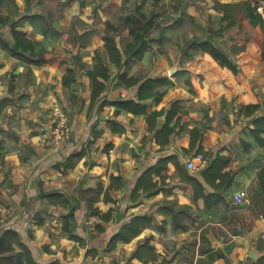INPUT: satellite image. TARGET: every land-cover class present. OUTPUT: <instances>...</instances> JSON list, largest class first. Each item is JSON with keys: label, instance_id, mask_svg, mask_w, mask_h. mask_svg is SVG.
Instances as JSON below:
<instances>
[{"label": "crops", "instance_id": "1", "mask_svg": "<svg viewBox=\"0 0 264 264\" xmlns=\"http://www.w3.org/2000/svg\"><path fill=\"white\" fill-rule=\"evenodd\" d=\"M164 1L165 10L144 12L146 30L134 17L155 0H0V237L11 228L23 243L6 255L28 262L29 248L40 264H264V132H251L264 114V60L232 50L239 27L221 20L229 15L214 0ZM135 30L148 43L142 56L127 52L143 44ZM219 30L216 41L204 35ZM195 36L228 51L239 72L201 49L185 63ZM99 61L109 76L93 98L88 70ZM58 102L71 133L56 145ZM199 153L205 162L190 168ZM217 157L233 177L228 187L204 178ZM243 189L248 200L238 203ZM135 217L139 232L119 238Z\"/></svg>", "mask_w": 264, "mask_h": 264}, {"label": "trees", "instance_id": "2", "mask_svg": "<svg viewBox=\"0 0 264 264\" xmlns=\"http://www.w3.org/2000/svg\"><path fill=\"white\" fill-rule=\"evenodd\" d=\"M217 7L220 6L223 8L228 15H233L234 20L232 23H235L238 25V39L240 42L245 43V47L248 49L246 52L244 51L241 56H243L244 59H255L256 61L264 60V14L259 10L257 5H254L251 0H236V1H222L217 0L216 2ZM238 7L240 12L235 13L234 7ZM143 13L138 12L137 15H135L134 19L137 20L138 24L141 25L144 29H150V19L144 18ZM143 19H146L145 21ZM135 34V37L137 39H140L142 41V45L138 46V43H132L128 45L127 52L130 53V51L135 54L142 56L143 52L147 48V42L142 34L138 30H135L133 32ZM26 36L23 32H17V40L19 44L21 43L23 46L26 43L25 40ZM259 40L263 41L260 42ZM106 45L109 49V52L111 54V57L119 63L117 58L121 55L120 50L116 46L115 39L113 37H106ZM188 48H195V49H201L202 51H206L209 53L213 59L223 67H228L231 69L234 73L239 72V66L238 63H235L231 60L229 55L224 53L222 50L219 49L212 41L210 40H201V41H188L187 42ZM245 53V54H244ZM248 55V57H247ZM250 55V56H249ZM101 61L97 62L93 66L92 69L88 70L89 76L91 77V81L93 84V98H96L101 92L104 90L105 85L104 82L99 78L102 77V79H106L109 76V69L103 64L100 63ZM150 82V80H149ZM148 83V82H147ZM146 87V84L143 85V87ZM260 104L257 103H249L245 107V114L251 115L255 112V110L258 109ZM254 122V128L251 129V132L260 139V135L262 132H264V114L255 116L253 118ZM167 128V134L169 135L172 132V128ZM198 139L199 135L197 137L195 136L191 140V148L198 145ZM202 150L201 145H199L198 152ZM218 159L220 157H217L214 159L213 163L208 166L204 171V178L206 181H208V176H212L211 183H213L216 187L224 188L228 187L233 181V177L230 174V172H222V166H219ZM72 164V163H71ZM212 172L215 173L211 174ZM221 178V181L216 184L215 179ZM261 186L264 190V171L259 176ZM192 182L195 183V186L202 183L196 178L192 177ZM138 220V217H135L131 223L125 225L121 231L118 234L119 238H125L128 239V234L135 235L139 232V228L135 226L136 221ZM135 226V227H134ZM15 243H22L20 241L19 234L14 229H6L1 237H0V264H40L36 259L33 257L32 252L29 248L27 259L28 262L20 261L15 257V255L10 254L6 255L5 253L8 251H12L14 249ZM23 244V243H22Z\"/></svg>", "mask_w": 264, "mask_h": 264}, {"label": "built area", "instance_id": "3", "mask_svg": "<svg viewBox=\"0 0 264 264\" xmlns=\"http://www.w3.org/2000/svg\"><path fill=\"white\" fill-rule=\"evenodd\" d=\"M53 117L54 124L51 129V139L52 142L56 145L61 143L63 140L67 139L71 133V125L69 123V112L65 106V104L58 102L53 106ZM199 159L202 162H205V158L203 154L199 153L194 158H191L188 161V166L192 169H197L200 165L196 162ZM234 199L238 203H244L248 200V192L243 189L235 193ZM2 209L8 211V208L2 206Z\"/></svg>", "mask_w": 264, "mask_h": 264}, {"label": "rangeland", "instance_id": "4", "mask_svg": "<svg viewBox=\"0 0 264 264\" xmlns=\"http://www.w3.org/2000/svg\"><path fill=\"white\" fill-rule=\"evenodd\" d=\"M215 1V6H216V2H217V0H214ZM222 1H236V0H222ZM252 1V3L254 4V5H257V6H259L260 7V3H261V0H251ZM165 1L164 0H155V2L154 3H151V4H154L153 6H151V7H148V6H146V7H143V9L141 10V8H140V10H138L137 9V11L138 12H140V13H142L143 12V17L144 18H146V16H145V14H144V12L145 13H147V14H150L151 13V11L153 10V9H156V7L159 9V8H161V10H165V8H164V3ZM263 6V5H262ZM219 7V9L220 10H223V11H225L223 8H221L220 6H218ZM264 8V7H263ZM234 9H235V13H238V12H240V10L238 9V7H234ZM167 11H169L170 12V8L167 10ZM172 12H174L175 13V10H173ZM226 12V11H225ZM263 14H264V12H262ZM215 18H211V21H213ZM224 20L225 21V24L227 25V21H228V24L229 23H231V22H233V20H234V16L233 15H229L228 17H227V15L225 16V18H224V16L221 18V20ZM144 21L146 20V19H143ZM190 21H193L192 22V24L191 25H194V24H197V21H195V18H190ZM135 22H136V24L138 23L137 22V20H135ZM239 30V29H238ZM220 31V30H219ZM225 31V30H224ZM224 31H222V32H224ZM226 31H229V27H228V29H226ZM204 35H206L207 36V39H212V40H214V41H216V39H218V38H220V36H221V31L220 32H216L215 34H211V37H209V34H206L205 32H204ZM206 36L205 37H203L202 38V36L201 37H193V38H195V39H191L190 41H193V40H203V39H205L206 38ZM237 36H238V33H237ZM184 38H186L185 36H184ZM237 42L238 43H236L237 44V46L235 45L234 47H232V50H237L240 54H242L244 51L246 52V50L248 49L247 47H244V44L245 43H242V42H240L239 41V39H238V37H237ZM188 40H183L181 43H180V47L181 46H184L185 45V42H187ZM260 42H262V45H263V41H261V40H259ZM179 43H178V46H179ZM189 49V48H188ZM195 48H193L192 50L194 51H191L193 54L191 55V57L190 58H188V57H185V63H190V61H192L194 58H195V54H197L198 52V50H194ZM220 50H222L221 48H219ZM223 51V50H222ZM224 53H226V52H228V51H223ZM205 53H207L206 51H205ZM185 54H188V55H190V53H185ZM227 54V53H226ZM245 54V53H244ZM228 55V54H227ZM250 56V55H249ZM196 62V61H195ZM237 63V62H236ZM190 64H193V62L192 63H190ZM194 65V64H193Z\"/></svg>", "mask_w": 264, "mask_h": 264}, {"label": "water", "instance_id": "5", "mask_svg": "<svg viewBox=\"0 0 264 264\" xmlns=\"http://www.w3.org/2000/svg\"><path fill=\"white\" fill-rule=\"evenodd\" d=\"M180 63H181V60L178 61L177 65L175 67H173L170 72L171 73H175L177 70H180L181 69V66H180ZM50 135H51V132H50Z\"/></svg>", "mask_w": 264, "mask_h": 264}]
</instances>
